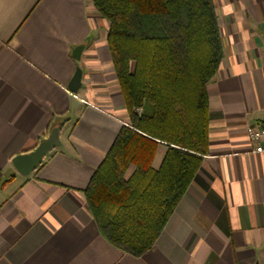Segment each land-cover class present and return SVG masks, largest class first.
I'll use <instances>...</instances> for the list:
<instances>
[{
	"label": "crops",
	"instance_id": "obj_1",
	"mask_svg": "<svg viewBox=\"0 0 264 264\" xmlns=\"http://www.w3.org/2000/svg\"><path fill=\"white\" fill-rule=\"evenodd\" d=\"M213 6L222 58L206 84L207 153L152 247L132 256L101 236L83 195L129 124L108 21L91 0H0V264H264V154L245 130L264 124V0ZM55 125L59 143L19 174L11 158Z\"/></svg>",
	"mask_w": 264,
	"mask_h": 264
},
{
	"label": "trees",
	"instance_id": "obj_2",
	"mask_svg": "<svg viewBox=\"0 0 264 264\" xmlns=\"http://www.w3.org/2000/svg\"><path fill=\"white\" fill-rule=\"evenodd\" d=\"M91 2L109 23L106 42L129 124L83 195L101 236L140 256L207 153L206 84L222 58L217 17L213 0ZM158 144L166 151L155 169Z\"/></svg>",
	"mask_w": 264,
	"mask_h": 264
},
{
	"label": "water",
	"instance_id": "obj_3",
	"mask_svg": "<svg viewBox=\"0 0 264 264\" xmlns=\"http://www.w3.org/2000/svg\"><path fill=\"white\" fill-rule=\"evenodd\" d=\"M82 49L83 45L75 47L72 56L75 59H78ZM80 85L81 69L76 66L74 73L67 84V89L72 93H76ZM59 127V125L51 127L46 137L38 141L32 150L19 153L11 158V164L19 174L27 175L31 173L41 164L43 157L59 143Z\"/></svg>",
	"mask_w": 264,
	"mask_h": 264
},
{
	"label": "built area",
	"instance_id": "obj_4",
	"mask_svg": "<svg viewBox=\"0 0 264 264\" xmlns=\"http://www.w3.org/2000/svg\"><path fill=\"white\" fill-rule=\"evenodd\" d=\"M245 130L252 143L251 151L264 154V124L255 123L247 125Z\"/></svg>",
	"mask_w": 264,
	"mask_h": 264
},
{
	"label": "rangeland",
	"instance_id": "obj_5",
	"mask_svg": "<svg viewBox=\"0 0 264 264\" xmlns=\"http://www.w3.org/2000/svg\"><path fill=\"white\" fill-rule=\"evenodd\" d=\"M8 176H9V175H7L6 178H9ZM16 177H18V178H17L18 180L21 179L19 175H17ZM14 183H15V182H14ZM14 183L11 184L10 187L14 186Z\"/></svg>",
	"mask_w": 264,
	"mask_h": 264
}]
</instances>
